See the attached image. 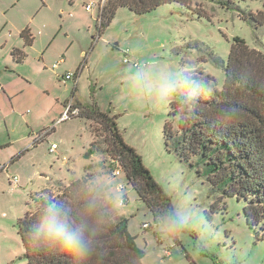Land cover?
Returning <instances> with one entry per match:
<instances>
[{"label":"rangeland","instance_id":"obj_1","mask_svg":"<svg viewBox=\"0 0 264 264\" xmlns=\"http://www.w3.org/2000/svg\"><path fill=\"white\" fill-rule=\"evenodd\" d=\"M105 1L0 0V65L6 67L12 61L14 44L23 41L20 35L31 24L37 39L36 46L28 48L29 51L39 49L36 54L39 57L44 51L48 56L66 51L68 61L62 65L64 71L73 70L74 74L83 68L77 92L73 81L53 75L52 66H48V70L33 74L31 98L41 104L50 93L57 95L62 101L58 106L65 110L63 104L78 95L82 102L95 101L102 110L118 115L126 142L142 155L145 166L172 198L185 229L180 232L177 244L164 233L163 226L155 224L152 213L124 175L114 177L119 167L110 153L112 138L107 127L78 117L61 123L56 133H52L53 141L58 143L55 152H50V137L38 150L30 151L18 161L14 165L17 167H12V174L20 176L19 186H11L6 173L0 175V264H27L17 224L28 203H32L31 196L46 188L56 192L57 182L70 184L86 177L90 184L105 189L103 199L114 205L111 210L114 216L129 219L131 234L138 237V245L146 251L143 264H264V241L256 239L248 227L244 203L235 198L221 199L204 177L166 150L164 141L170 91L177 88L182 73L202 67L215 77L221 90L224 67L208 51L226 64L235 36L264 49L263 33L255 35L237 10L193 0V7L202 6L206 16L199 17L175 3L146 15L121 8L95 42L100 8ZM87 4L94 5V9L88 11ZM243 8L254 12L263 9L259 0H250ZM65 21L73 24V42L66 36V29L61 28ZM56 30L58 35L44 46L39 36ZM126 50L131 58L127 64L123 62ZM9 121L10 127L19 123L17 135L27 133V126L16 117ZM6 132L0 117V141ZM120 183L125 186L123 191L117 189ZM123 196L128 201L120 205ZM216 203L221 210L211 213ZM165 250L170 251V256L165 255Z\"/></svg>","mask_w":264,"mask_h":264},{"label":"trees","instance_id":"obj_2","mask_svg":"<svg viewBox=\"0 0 264 264\" xmlns=\"http://www.w3.org/2000/svg\"><path fill=\"white\" fill-rule=\"evenodd\" d=\"M204 1L237 10L240 19L255 35L262 32L264 36V0H259L263 9L257 12L243 8L250 0ZM173 3L199 17L206 16L202 6L193 7V0H106L101 8L98 32L103 34L121 8L146 15ZM21 36L27 46L32 44L29 28ZM208 54L224 67L223 88L219 90L215 77L202 67L182 73L177 88L169 95L165 147L189 169L204 177L221 199L235 198L243 202L248 227L256 239L264 241V49L235 36L226 64L214 52L209 50ZM12 56L17 63H22L27 55L14 48ZM77 108L80 113L73 118H85L107 127L112 138L110 153L118 162L121 176L124 175L128 185L146 204L155 224L163 226L164 233L179 244V234L185 224L172 198L145 166L142 155L126 142L119 116L102 110L95 101L78 104ZM57 186L56 192L46 188L33 194L32 203H28L26 213L18 220V234L27 264H76L70 254L58 248H37L31 241V234L48 206L59 210L61 222L74 231H82L91 240L93 254L88 264H143L146 251L138 245V237L131 234L129 219L111 213L114 205L104 201L103 187L90 184L88 177L70 184L57 182ZM220 210L216 203L211 213ZM168 217L181 221V226L169 227Z\"/></svg>","mask_w":264,"mask_h":264},{"label":"crops","instance_id":"obj_3","mask_svg":"<svg viewBox=\"0 0 264 264\" xmlns=\"http://www.w3.org/2000/svg\"><path fill=\"white\" fill-rule=\"evenodd\" d=\"M93 7L95 6L93 5ZM99 15L100 13L98 14V17ZM29 27H30L29 29L31 35L33 37L32 44L30 46H27L25 40L20 35L23 41H21V43L19 44L18 43L14 44L13 46L14 48H19L26 53L27 56L25 60L22 63H17L14 57L12 56V52H11L12 61L8 62L6 67H1L0 65V117L2 118V120L4 121L7 127L6 135L0 141V151L2 150V152H0V163L1 164L10 163L8 170L1 173V174L6 173L9 184L11 177L13 175H18L14 173L12 174L11 172L12 167H17L14 165H16L18 161L23 160L27 153H30V151L32 150H38L40 144H43L44 142H47V140L50 139L52 141V144L58 145V143H55L53 141L54 139H52L51 135L52 133H56L57 126L59 127L61 124L58 122L61 116L63 115L64 110L62 109L61 106H58V104H62V101L59 96L57 95L51 96L50 93V96L42 100L41 104H37V100L32 99L35 97L31 98L33 94L29 95V93L33 89L32 86H34L33 74H40L43 71L48 70V66H52L53 72L51 73H53V75H57V77H59L64 81L74 82V92L76 93L79 88V78L83 69L81 68V70H79L77 73L75 72L74 74H73L74 72L73 70L71 72L64 71L62 65L67 64L68 61L67 57L64 56V54L66 55L65 53L66 51H59L55 54H52L51 56H48L47 52L44 51V53H42L40 57L39 55H36L39 53V49H36L34 51L31 50L29 51L28 48H33L36 46V39H37L35 33H33V24H31ZM61 28L66 29L67 31L66 36L69 37L70 40L73 42L74 39L71 36V33L74 27L72 22L65 21L61 26ZM88 28H90L89 25ZM57 35H58V30L53 31L50 34H46L45 36L41 34L39 36V39L44 46H48L51 43L52 36H57ZM101 36L102 34L98 32L97 38L95 39L94 36L93 39H95V42H97V39L100 40ZM116 46L119 47L118 44ZM14 48H12V51ZM68 48L69 47H67V49ZM60 61L63 62H61L55 68L54 65ZM68 73L73 74L72 80H66L65 76ZM75 89L77 90L75 91ZM70 102H72L74 107L76 108L78 104L85 105L92 103V101L82 102L78 97V95H76L75 97L72 98V100L63 104V107L65 108V106ZM27 114L29 116H27ZM13 116L19 120L20 124H24L27 126L28 128L27 133H24L22 135L16 134L17 129L19 128V123L17 122L12 124V127H10L9 119ZM70 120H73V118ZM41 121H44V123L40 124ZM46 132L47 134L44 135ZM17 146H19L18 149ZM10 148H12V151H9ZM50 152H51V147H50ZM42 174L43 173H40V175Z\"/></svg>","mask_w":264,"mask_h":264},{"label":"clouds","instance_id":"obj_4","mask_svg":"<svg viewBox=\"0 0 264 264\" xmlns=\"http://www.w3.org/2000/svg\"><path fill=\"white\" fill-rule=\"evenodd\" d=\"M168 226L178 229L181 221L167 218ZM31 241L37 248L52 247L70 254L76 264H88L93 254L92 242L80 230H72L59 218V210L48 206L44 209L41 222L31 234Z\"/></svg>","mask_w":264,"mask_h":264},{"label":"built area","instance_id":"obj_5","mask_svg":"<svg viewBox=\"0 0 264 264\" xmlns=\"http://www.w3.org/2000/svg\"><path fill=\"white\" fill-rule=\"evenodd\" d=\"M104 4V3H103ZM92 6L93 5H91V4H89L88 6H87V10L88 11H91L92 10ZM103 6V5H102ZM102 6H101V8H102ZM100 8V9H101ZM124 54H125V56H124V60H123V62L125 63V64H127V63H131V58H130V56H129V54H130V51L129 50H126L125 52H124ZM61 62H63V61H60V62H57L55 65H54V67L56 68ZM134 65L136 66V67H138L139 66V64L138 63H135L134 62ZM65 78H66V80H72L73 79V74L72 73H68L66 76H65ZM79 113H80V111H79V109L78 108H76V107H74V105H73V103L72 102H70V103H68L66 106H65V110H64V112H63V115L61 116V118H60V120H59V122L58 123H62V122H65V121H67V120H70V119H72L73 117H77L78 115H79ZM47 134V132L44 134V135H46ZM58 148V145L57 144H52V146H51V152H55V150ZM9 166H10V163H7V164H1L0 163V174L2 173V172H5V171H7L8 170V168H9ZM121 174H122V171H121V169L120 168H118V169H116L115 170V172H114V177H120L121 176ZM19 183H20V177L18 176V175H13L12 177H11V179H10V184H11V186H13V187H17V186H19ZM117 189L119 190V191H123L124 189H125V186L123 185V184H119L118 186H117ZM128 201V198L126 197V196H123V198L121 197V199H119V204L120 205H122V204H124L125 202H127ZM170 251L169 250H165V255L166 256H170Z\"/></svg>","mask_w":264,"mask_h":264}]
</instances>
